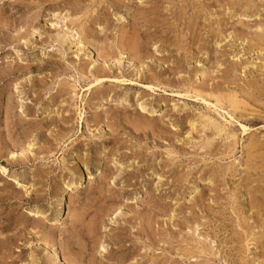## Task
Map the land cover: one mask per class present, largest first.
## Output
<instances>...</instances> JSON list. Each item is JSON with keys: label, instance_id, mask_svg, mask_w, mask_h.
<instances>
[{"label": "rangeland", "instance_id": "1", "mask_svg": "<svg viewBox=\"0 0 264 264\" xmlns=\"http://www.w3.org/2000/svg\"><path fill=\"white\" fill-rule=\"evenodd\" d=\"M232 1L0 0V264H264L221 174L264 142V2Z\"/></svg>", "mask_w": 264, "mask_h": 264}, {"label": "bare ground", "instance_id": "2", "mask_svg": "<svg viewBox=\"0 0 264 264\" xmlns=\"http://www.w3.org/2000/svg\"><path fill=\"white\" fill-rule=\"evenodd\" d=\"M172 2V1H171ZM250 0H234L232 1V4H236L241 6L242 8L244 7L245 9L250 7ZM264 2V0H263ZM194 4V3H193ZM198 4V3H197ZM184 5V4H183ZM186 8V7H185ZM194 8V7H193ZM252 8V7H251ZM198 9V8H197ZM226 9V7H225ZM196 10V9H195ZM218 10V9H217ZM221 11V10H220ZM198 12V11H197ZM200 12V11H199ZM181 13V12H180ZM194 13V12H193ZM205 13V12H204ZM208 15V14H207ZM61 17V16H60ZM184 17V16H182ZM221 17V16H220ZM189 18V17H188ZM196 18V17H195ZM186 20V19H185ZM57 21V19H56ZM60 21V20H59ZM58 21V22H59ZM189 23V22H188ZM210 25V24H209ZM241 25V24H240ZM219 26V25H218ZM189 27V26H188ZM196 27V26H195ZM221 27V26H220ZM132 29V28H131ZM194 30V29H193ZM192 30V31H193ZM225 30V29H224ZM187 31V29H186ZM123 32V31H122ZM201 32V31H200ZM220 32V31H219ZM199 33V32H198ZM261 33V32H260ZM73 34V31H72ZM216 34V33H215ZM214 34V35H215ZM175 35V34H174ZM221 35V34H220ZM61 36V35H60ZM208 36V35H207ZM184 37V36H183ZM196 37V36H195ZM201 37V36H200ZM220 37V36H219ZM120 38V37H119ZM180 38V37H179ZM224 38V37H223ZM176 39V38H175ZM177 40V39H176ZM218 40V39H217ZM253 42L249 44V51L250 52H256L260 54V56L263 57V62H264V34L262 33L261 35H255V37L252 39ZM171 41V40H170ZM198 41V40H197ZM249 41V40H248ZM174 42V41H173ZM233 42V41H232ZM180 43V41L178 42ZM193 43V42H192ZM201 43V42H200ZM217 43V41H216ZM222 43V42H221ZM249 43V42H248ZM184 44V43H183ZM191 44V43H190ZM219 44V43H218ZM121 45V43H120ZM180 45V44H179ZM197 45V44H196ZM190 48V47H189ZM138 49V48H137ZM195 49V48H194ZM210 49V48H209ZM123 50V49H122ZM189 50V49H188ZM198 50V49H197ZM185 51V50H184ZM201 51V50H200ZM248 51V50H247ZM190 52V51H189ZM176 53V52H175ZM183 53V52H182ZM186 53V52H185ZM184 53V54H185ZM188 54V53H187ZM200 54V53H199ZM252 55V54H251ZM140 56V55H138ZM257 56V55H256ZM261 58V57H260ZM241 64V63H240ZM264 64V63H263ZM264 66V65H263ZM262 66V67H263ZM255 67V66H254ZM245 68V67H244ZM234 71V70H233ZM240 71V70H239ZM230 72V70H229ZM226 73V72H224ZM228 73V72H227ZM243 73V72H242ZM77 74V73H76ZM206 74V73H205ZM222 74V73H221ZM232 75V73H231ZM240 75V74H239ZM220 76V75H219ZM238 76V75H237ZM245 76V75H244ZM254 76V75H253ZM223 77V76H222ZM262 77V76H261ZM239 78V76H238ZM249 78V77H248ZM101 79V78H99ZM99 79H95V82L97 83ZM228 79V78H227ZM226 79V80H227ZM233 79V77H232ZM260 79V78H259ZM258 80V79H257ZM76 81V80H75ZM222 81V80H221ZM261 81V80H260ZM248 82V81H245ZM232 83V82H231ZM230 83V84H231ZM238 83V82H237ZM246 84V83H245ZM256 81L252 80L246 84L247 88H250L256 95H261L262 90L259 86L256 85ZM205 85V84H204ZM243 85V84H242ZM149 86V85H148ZM200 86V85H199ZM198 86V87H199ZM234 86V85H233ZM238 86V85H237ZM245 86V85H244ZM263 86V85H262ZM60 87V86H59ZM63 87V86H62ZM190 87V86H189ZM206 87V86H205ZM236 87V86H235ZM240 87V86H238ZM243 87V86H242ZM196 88V87H195ZM201 88V87H200ZM211 88V87H210ZM217 88V87H216ZM226 88V87H225ZM224 88V89H225ZM241 88V87H240ZM246 88V87H245ZM263 88V87H262ZM89 89V88H88ZM235 89V88H234ZM244 89V88H243ZM242 89V90H243ZM202 90V89H201ZM205 90V89H204ZM218 90V89H217ZM221 90V89H220ZM247 90V89H246ZM190 91V90H189ZM230 91V90H229ZM233 91V90H232ZM66 92V91H64ZM196 92V91H193ZM201 92V91H200ZM228 92V91H227ZM73 93V92H72ZM251 93V92H250ZM203 94V93H202ZM205 94V93H204ZM208 93H206L207 95ZM243 94V93H242ZM197 96H201L199 93H195ZM257 95V96H258ZM205 96V95H204ZM244 97L247 96L243 95ZM249 97V96H247ZM254 97V96H253ZM249 97V98H253ZM256 97V96H255ZM74 98V97H73ZM225 98H226V103L228 104L229 111L226 112V114H229V116L232 118H235L234 114L236 113L237 110L242 108V103L239 101L235 94L232 92V94H224L221 96H215L214 103H212V108H222V105L225 103ZM248 98V99H249ZM261 98V96H260ZM204 100L205 98H200V100ZM247 99V100H248ZM255 99V98H254ZM253 99V100H254ZM246 100V99H245ZM206 102V101H205ZM256 104V103H255ZM226 106V105H225ZM185 107V106H183ZM245 108V107H244ZM200 112V111H199ZM238 112V111H237ZM201 123L203 124V127L205 125L210 127V130L216 135L220 136L224 134L227 138L233 137V134H228L227 129L225 126H222L221 124L214 122L210 117L206 115H201L200 116ZM140 121V120H139ZM238 121V120H237ZM136 122V121H135ZM146 124V123H145ZM136 125V123H135ZM144 125V124H143ZM241 125V130L244 132L247 129L245 128L244 125ZM208 127V128H209ZM87 128V127H86ZM152 128V127H150ZM204 129V128H203ZM202 129V130H203ZM157 135V134H156ZM224 137V136H223ZM225 137V138H226ZM216 138V137H215ZM227 140V139H226ZM201 145V144H200ZM29 146V145H28ZM31 147V146H30ZM244 149V158L239 161L238 160V166L240 165L242 169H236V167H229L226 166L225 169H223L221 172L222 175H224V172L226 171H231L237 170L240 174L239 176V194L234 195L230 197L231 202L229 203L230 207V212L234 214L235 219L237 220L236 226L238 230L236 231V242L239 243V247L244 251H248L249 248L248 246L251 245H257L260 244L261 246L264 247V142L262 140L257 139V138H251L248 140V143ZM13 154V153H12ZM243 155V154H242ZM217 160V159H216ZM234 161V160H233ZM225 162V161H224ZM210 163V162H209ZM211 164V163H210ZM237 164V163H236ZM235 164V165H236ZM240 167V168H241ZM201 170V168H200ZM199 170V171H200ZM216 171L218 169H215ZM207 171V170H206ZM219 171V170H218ZM217 171V172H218ZM210 172V171H209ZM216 173V172H215ZM214 174V173H213ZM212 174V175H213ZM219 174V173H218ZM217 174V176H218ZM226 174V173H225ZM216 176V177H217ZM196 177V176H195ZM224 179V178H223ZM224 185V184H223ZM30 189V188H29ZM224 191V190H223ZM236 193V192H235ZM240 193H243L246 196V199L244 200L242 198V195ZM240 200L241 202L237 201ZM244 200V201H243ZM229 202V201H228ZM242 203V204H241ZM240 206V208H238ZM242 206V207H241ZM205 208V207H204ZM226 208V207H225ZM112 209V208H111ZM229 209V208H228ZM210 210V209H209ZM230 213V214H231ZM217 217V216H216ZM253 218L251 222L249 220ZM100 219V218H99ZM185 223V222H184ZM189 224V223H188ZM220 224V223H219ZM228 228V227H227ZM226 228V229H227ZM222 229V228H221ZM190 230V229H189ZM215 230V229H214ZM223 230V229H222ZM230 230V229H229ZM194 231V230H193ZM224 231V230H223ZM235 231V230H234ZM233 231V232H234ZM232 233V232H231ZM230 233V235H231ZM94 234V233H93ZM207 234V233H206ZM229 235V234H228ZM99 236V235H98ZM234 236V235H233ZM98 238V237H97ZM189 239V238H188ZM212 239V238H211ZM210 239V240H211ZM184 241V240H183ZM215 241V240H213ZM211 242V241H210ZM212 243V242H211ZM219 243V242H218ZM231 243V242H230ZM234 243V242H233ZM206 244V243H205ZM186 245V244H185ZM232 245V243H231ZM190 246V245H189ZM216 246V245H215ZM230 246V245H229ZM233 246V245H232ZM219 247V246H218ZM160 248V247H159ZM195 248V247H194ZM215 248V247H214ZM165 249V248H163ZM182 249V248H181ZM229 249V248H228ZM261 249V248H260ZM210 250V249H209ZM223 250V249H222ZM233 250V249H232ZM240 250V249H239ZM176 251V250H175ZM202 253V254H209L207 251V248L205 249L204 247L201 249H195V250H185V253L188 256L192 255L194 252L196 253ZM176 253V252H175ZM217 253V252H216ZM184 255V252H183ZM182 256V255H181ZM180 256V258H181ZM246 256V255H245ZM184 257V256H183ZM202 257V256H201ZM220 257V256H219ZM224 257H226L224 255ZM195 258V257H194ZM262 258L264 259V253L262 254ZM201 259V258H200ZM225 259V258H224ZM240 259V258H238ZM243 260V258L241 259ZM241 262V261H240Z\"/></svg>", "mask_w": 264, "mask_h": 264}]
</instances>
